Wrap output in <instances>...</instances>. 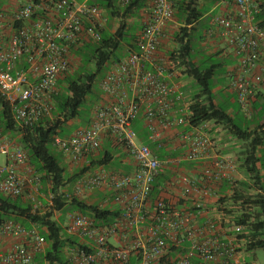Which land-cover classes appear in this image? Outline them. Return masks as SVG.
I'll return each mask as SVG.
<instances>
[{"label": "built area", "instance_id": "obj_1", "mask_svg": "<svg viewBox=\"0 0 264 264\" xmlns=\"http://www.w3.org/2000/svg\"><path fill=\"white\" fill-rule=\"evenodd\" d=\"M89 1L41 0L35 5V0H21L16 9L0 13V95L12 107L18 124L31 126L50 115L57 80L69 70L71 46L99 40L104 19ZM229 1L237 8L235 17L216 15L211 22L225 29L235 44L239 66L231 89L237 104L247 111L254 84L264 78L257 74L249 81L251 68L261 58L264 27L256 17L261 15L264 20V8L250 0ZM128 2L119 0L122 5ZM42 6L46 7L44 15L36 14ZM173 14L171 0H149L147 21L135 37L136 49L107 68L88 126L53 139L52 145L73 163L96 153L103 137L121 147L133 163L128 174L98 170L76 182L74 195L108 187L121 214L115 222L101 226L85 216H71L66 232L76 235L80 245L70 249L69 260L74 264H126L135 253L140 256L138 264H248L236 243V235L245 227L218 212L223 208L218 201L208 205L216 181L234 174L230 159L216 155L200 167L198 177L178 174L166 183L177 188L178 197L185 201L183 207L172 208L162 200L156 201L154 211L147 206L158 177L181 161L207 158L213 149L203 131L206 125L192 137H182L188 148L180 157L160 158L148 145L136 143L132 127L136 120L143 123L147 139L158 149L167 130L186 123L188 106L182 103L178 87L168 80L177 62L158 50ZM175 103L182 107L174 109ZM0 155V194L16 198L26 186L37 191V178L25 168L26 153L1 131ZM20 167L25 175L20 174ZM10 238L11 244L1 250V243ZM44 250V238L35 227L26 230L12 221L0 223V264H36L35 257Z\"/></svg>", "mask_w": 264, "mask_h": 264}, {"label": "trees", "instance_id": "obj_2", "mask_svg": "<svg viewBox=\"0 0 264 264\" xmlns=\"http://www.w3.org/2000/svg\"><path fill=\"white\" fill-rule=\"evenodd\" d=\"M3 1L0 0V13L6 12L2 8ZM40 1L35 0V5L41 4ZM201 1L204 0H187L186 3H180L177 8L180 14L185 15V25L173 37L176 49L169 57L176 61L178 66L184 67L183 74L186 78L192 79L198 88L197 93L193 95L191 104L188 106L186 116H184L186 123L179 126L200 127L206 125L205 129H207V124L212 122L215 125L221 126L232 139L242 143L243 146L237 154V157L228 158L235 166L234 174L230 178L216 181L215 186H213L214 190L210 196L212 201H209L208 205H212L213 201H218L223 207L218 209V212L222 211L226 215H230V222L245 227L242 234L236 235V243L240 245L242 255H244L254 250H264V176L261 174V170L264 169V156L260 152V149L264 146V124L256 125L253 129H249L244 125V121L240 122L236 120V117L229 115L226 107L216 105L212 96L211 79L214 77L213 71L208 70L203 72L191 61L188 44L191 29H188L186 26H190L197 20V5ZM89 3L98 7L100 11H106L108 19H105L103 16L104 24L98 29L99 40H85L77 47L72 45L70 48V56L83 57L87 55V61L94 64L95 71L89 73L86 70L78 71V68L71 71L70 64L69 70L57 80L56 92L52 95L53 108L50 115L39 119L31 126L18 124L14 120L12 107L0 95V131L4 136L5 133H15L19 136L17 141L13 138H8L26 153L27 160L25 168L31 169L32 176L36 174L40 176V179L36 183L37 191H40L41 185H49L50 205L47 206V209L42 214L40 213V208L42 207L34 197H32L33 200H25L22 195L16 198H10L0 194V223L12 221L21 225L26 230L35 227L38 233L44 238L45 250L42 254L35 257L36 264L43 262L45 264H74V262L65 257L64 249L68 246L73 248L80 246L78 244L79 238L76 235L67 234L66 229L69 224L64 227L63 224L53 219L55 212H61L65 215L68 211H76L77 213L73 215L85 216L96 226L113 223L121 214L118 206L114 209L107 207L101 208L98 205L82 203L76 198V196L81 195L64 193V188L75 179L76 185V182L80 178L78 176H81V174L79 175L76 172L70 175L67 172L68 167L64 164L62 158L64 154L56 149L52 145V142L55 136L62 138L66 136V127L68 129L69 122L80 120L79 111L86 102L87 96L92 92V87L97 76L103 71L102 79L109 65L126 57L130 52L128 51L123 57L119 56L118 58L112 59L120 45L123 43L124 46L126 45L129 48H132V45H134L136 48L135 38L133 36L128 41L123 42L125 40L124 32L127 26H129L127 20L129 17L135 16L141 8L146 7L149 0H129L126 5L120 4L119 0H90ZM45 8L42 6V9H38L36 14L44 15ZM261 17V15H258L256 21H259L258 25L264 27V20ZM112 21L118 22L116 29L110 28L109 23ZM19 67L22 68V65H19ZM254 76L250 75L249 81ZM229 87L231 89V83ZM179 92L183 99V93L180 90ZM256 96L254 86L252 95L249 97L247 111L242 110L237 104V110L241 111L245 118L258 116L264 118V107L260 106L259 102H257ZM182 103L186 104L184 99ZM175 104L174 109H180L182 107L179 103ZM259 113L261 114L258 115ZM244 117H242V120H244ZM83 123L86 122L84 121ZM88 124L89 121L86 126ZM132 125H134L133 128L137 134V120ZM86 126L80 128H85ZM210 140L212 141V139ZM147 145L159 157L158 154L160 153L155 148L156 144L150 145L147 143ZM113 146L118 147L116 145ZM52 148L55 149L59 159L52 153ZM93 155L90 154L86 158H92ZM66 157L70 160L68 156ZM113 159V150H105L102 151L100 157L96 160H90L89 163L92 167L105 166L110 164ZM181 162L176 168H173V171L180 166L194 164L199 161ZM238 172L242 175L240 179L235 177ZM196 174L198 177L200 171ZM176 175L174 172L173 176L168 178V181H171V178ZM184 175L187 174L185 173ZM160 177L155 180L148 197L147 206L149 210L154 211L155 203L158 200L164 201L165 204L172 208L179 209L183 207L185 201H183V198L178 197L176 187H171L169 184L164 186L166 188L171 187L169 190L175 193L177 198L175 203L170 204L167 199L161 196L162 191L159 192ZM164 187L162 190L166 189ZM36 204L37 208L33 209ZM186 205L189 206L191 204L190 202H186ZM224 225L231 227L232 224L226 223ZM139 257V253H135L129 257L126 264H138Z\"/></svg>", "mask_w": 264, "mask_h": 264}, {"label": "crops", "instance_id": "obj_3", "mask_svg": "<svg viewBox=\"0 0 264 264\" xmlns=\"http://www.w3.org/2000/svg\"><path fill=\"white\" fill-rule=\"evenodd\" d=\"M21 0H4L2 4V8L4 11L9 12L16 9ZM174 6V14L173 18L170 22L163 29L162 37L160 39L159 45V53L162 56H171L176 49V45L173 41V37L175 36L176 32L183 27L185 15L182 13L180 14L177 11V8L180 3H186L187 0H172ZM253 4H258L264 7V0H250ZM214 6L209 10L211 16H208L207 20L204 23L202 21L203 17L200 16V10L198 9V17L197 20L194 21L190 26H186L188 29H191L189 32V48H190V59L195 65L203 72L208 70L213 71L214 77L211 79L212 82V96L213 101L216 105L226 107L227 112L229 115L236 117L237 115L241 114V111H238V105L235 100V93L230 89V83L232 80L236 78L238 66H239V58L235 52V44L231 41L230 35H228L225 29L212 24L211 19L216 16H224V17H235L236 13V6L229 0H214ZM199 4L205 6V2L201 1ZM102 16L108 19V14L106 11L101 10ZM147 14H148V4L146 7L141 8L135 16L128 18L133 20H137L140 24V27L133 35V38L140 32L142 26L147 21ZM135 17V18H134ZM106 21V20H105ZM107 22V21H106ZM113 32V31H111ZM131 44V43H130ZM132 48L124 46V51L120 57H123L128 51L136 49L134 45ZM261 58L252 68H251V75H264V39L261 43ZM184 67L177 66L175 67L173 75L168 78L169 82L173 83L174 85L178 86L179 90L181 91L183 87H187L189 82L192 79L186 78L183 74ZM255 93L257 94V102H259L260 106L264 107V78L259 84H255ZM182 92V91H181ZM197 93V92H196ZM192 94H183V99L185 101V107L189 106L192 102L193 95ZM101 97L100 90L98 88L97 93L95 94L94 102L99 100ZM259 113L258 115H260ZM90 116V113H89ZM89 116L85 120L86 123L79 122L77 120L71 121L68 123V129L66 131V136H70L76 129L86 126L87 122L89 121ZM241 117H244L242 115ZM244 125L249 128L253 129L256 125L264 124V118L261 117H244ZM137 144H155L150 142L147 139L148 132L143 127V123L140 120H137ZM134 127V125H132ZM199 127H190V126H177L170 130H167L164 134V138L161 141L162 146L161 148H157L159 157H166V158H174L180 157L188 148V141L187 139H182V137L186 136L192 137L198 130ZM134 129V128H133ZM205 134L212 139L214 148L210 151L207 158L196 162L190 165L180 166L177 169H170L166 171L164 176H161L159 179V192H161V196L167 199L168 203H175L177 198L173 191L169 189L171 187H164L168 182V178L173 176V173L176 174H187L190 177H197L196 173L200 171V167L202 165L209 164L214 156H223L226 158L234 157L233 154H238L242 148V143L235 141L228 135V133L219 125H215L212 122L207 124V129H204ZM5 136L9 138H13L17 141L18 135L15 133H5ZM18 144V143H17ZM111 148V149H109ZM110 151L113 150V157L114 159L110 162V164L105 166H90V160H96L98 157L101 156L102 151ZM260 152L264 156V146L260 149ZM163 153V154H162ZM157 154V153H156ZM64 164L68 167V173L72 175L73 173H78L81 176L93 174L98 170H104L106 172H117L122 174H128L132 170V160L128 157L127 153L121 147H114L110 142L109 139L103 137L100 143V149L94 153L92 158H86L85 160L75 164L71 162L66 156L62 155ZM117 161V163L114 162ZM71 162V163H70ZM184 162V161H183ZM182 163V162H181ZM189 164V162H187ZM177 172V173H176ZM179 172V173H178ZM20 174H24V167H20ZM261 174L264 176V169L261 170ZM78 176V177H81ZM235 177L237 179L242 178V175L236 173ZM76 180V179H75ZM75 180L72 181L67 187L64 188V193L72 194L75 188ZM166 188L162 190V188ZM161 188V189H160ZM29 195V196H28ZM113 192L108 187H100L95 188L92 190H84L81 193V196H76V198L85 204H94L98 205L99 207H107V208H117L116 205L113 203L112 200ZM22 197L25 200L32 199V197L36 198L41 205L40 213L42 214L47 206L50 205L49 198V185H41L40 191H34L33 187H25L24 193ZM43 207L44 210L42 211ZM211 207V206H209ZM67 210V209H66ZM77 213L76 211H68L64 215L61 212H55L53 214V219L66 227L70 224L71 216ZM77 239V237H76ZM13 239H7L1 243V250H4L6 246L10 245ZM41 264H45L44 262Z\"/></svg>", "mask_w": 264, "mask_h": 264}, {"label": "rangeland", "instance_id": "obj_4", "mask_svg": "<svg viewBox=\"0 0 264 264\" xmlns=\"http://www.w3.org/2000/svg\"><path fill=\"white\" fill-rule=\"evenodd\" d=\"M204 2H205V6H203V5L199 4V3L197 5V8L200 10V16L203 17V19L200 22V24L204 23L207 20L208 16H211V13L209 12V10L215 4L214 0H204ZM102 18H103V16H102ZM104 18L107 19L106 17H104ZM129 18H131V17H129ZM127 23H128L129 26H127V28H126V30L124 32L125 33V40L123 42L128 41L129 38H131L136 33L138 28L140 27V24H139V22L137 20H133L132 19V21H131V19H128ZM117 25H118L117 21H112V22L109 23V26H110L111 29H116ZM123 51H124V45L122 43L120 45L118 51L116 52L115 56L112 57V59H115V58H118L119 56H121ZM86 56L87 55H84L83 57L70 56L71 71H74V70H76L78 68V71L86 70L89 73L94 72L95 71V66H94L93 63L87 61V57ZM102 74H103V71H102V73H100L97 76V79H96V81H95V83L93 84V87H92V92L87 96L86 102L84 103V105L82 106V108L79 111V119H80L79 122L83 123L89 116L91 107H92L94 99H95V94L97 93V90H98V83H99V80L102 77ZM188 84L189 85L187 87H183L182 90H181L184 95L196 93L198 91L196 83L193 80H191ZM241 116H242L241 114L237 115L236 116V120L242 122L243 120H242ZM77 123H78V121H77ZM66 131H67V127H66ZM51 151L56 156V158L59 159V156L55 152V149L52 148ZM233 155H234L235 158L237 157L236 153L233 154ZM2 162H3V156L0 155V163H2ZM114 162L117 163L116 160H114ZM35 176H36L37 180L40 179V176L38 174H36ZM37 192H39V191H37ZM43 210L44 209H42V211ZM71 248L73 249V247H69L68 246V247H65V249H64V255H65V257L68 260H69V255H70V252H71L70 251ZM243 259L248 264H264V250H254L252 252H247V253H245L243 255Z\"/></svg>", "mask_w": 264, "mask_h": 264}]
</instances>
